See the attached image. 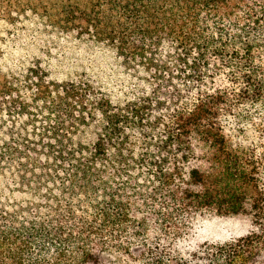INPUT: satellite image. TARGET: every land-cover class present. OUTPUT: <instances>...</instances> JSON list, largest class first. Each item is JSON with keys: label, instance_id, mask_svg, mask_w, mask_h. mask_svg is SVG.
I'll use <instances>...</instances> for the list:
<instances>
[{"label": "trees", "instance_id": "trees-1", "mask_svg": "<svg viewBox=\"0 0 264 264\" xmlns=\"http://www.w3.org/2000/svg\"><path fill=\"white\" fill-rule=\"evenodd\" d=\"M29 15L135 84L0 72V264H264V0H0ZM207 213L251 228L200 244Z\"/></svg>", "mask_w": 264, "mask_h": 264}, {"label": "rangeland", "instance_id": "rangeland-1", "mask_svg": "<svg viewBox=\"0 0 264 264\" xmlns=\"http://www.w3.org/2000/svg\"><path fill=\"white\" fill-rule=\"evenodd\" d=\"M114 55L86 37L65 34L31 15L0 19V72L14 74L41 63L54 80L86 81L97 94L122 102L135 83L127 82V72ZM195 225L194 240L200 244L229 241L251 228L246 216L213 213L199 215Z\"/></svg>", "mask_w": 264, "mask_h": 264}]
</instances>
